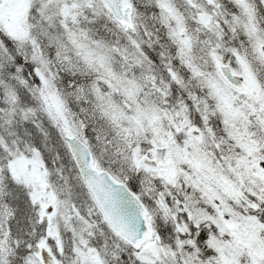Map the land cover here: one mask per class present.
<instances>
[{"label": "snow or ice", "instance_id": "6c2138e0", "mask_svg": "<svg viewBox=\"0 0 264 264\" xmlns=\"http://www.w3.org/2000/svg\"><path fill=\"white\" fill-rule=\"evenodd\" d=\"M0 264H264V0H0Z\"/></svg>", "mask_w": 264, "mask_h": 264}]
</instances>
